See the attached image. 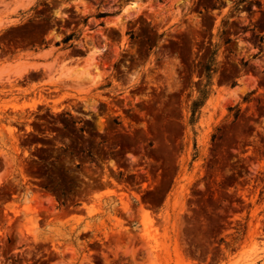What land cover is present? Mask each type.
I'll return each instance as SVG.
<instances>
[{
	"label": "rangeland",
	"instance_id": "obj_1",
	"mask_svg": "<svg viewBox=\"0 0 264 264\" xmlns=\"http://www.w3.org/2000/svg\"><path fill=\"white\" fill-rule=\"evenodd\" d=\"M0 264H264V0H0Z\"/></svg>",
	"mask_w": 264,
	"mask_h": 264
},
{
	"label": "trees",
	"instance_id": "obj_2",
	"mask_svg": "<svg viewBox=\"0 0 264 264\" xmlns=\"http://www.w3.org/2000/svg\"><path fill=\"white\" fill-rule=\"evenodd\" d=\"M207 72H209V68L206 69ZM208 75V74H207ZM209 79V76L207 77ZM209 84L207 83L206 84V87L208 86ZM207 94H208V90L207 89H202L199 91V98L195 101L192 102V105H191V122L194 121L193 117H194V114L196 113V111L203 105L204 101L206 100L207 98Z\"/></svg>",
	"mask_w": 264,
	"mask_h": 264
},
{
	"label": "crops",
	"instance_id": "obj_3",
	"mask_svg": "<svg viewBox=\"0 0 264 264\" xmlns=\"http://www.w3.org/2000/svg\"><path fill=\"white\" fill-rule=\"evenodd\" d=\"M35 55H39V56H47L48 54H49V50L48 49H43V50H40L39 51V53H34ZM35 57L36 56H33V57H31L30 58V60L28 61V64H30V65H33V64H40L39 62H37L36 60H35ZM47 63V62H46ZM41 64H43V63H41ZM35 69V67H29L28 69H24V70H26V71H29V70H34ZM42 70V69H41ZM40 85H42V84H40Z\"/></svg>",
	"mask_w": 264,
	"mask_h": 264
},
{
	"label": "bare ground",
	"instance_id": "obj_4",
	"mask_svg": "<svg viewBox=\"0 0 264 264\" xmlns=\"http://www.w3.org/2000/svg\"><path fill=\"white\" fill-rule=\"evenodd\" d=\"M17 75H18V77H21V73H17ZM34 101V100H33ZM37 102H33V104H24L22 107H20V108H23V107H25V106H27V107H29V108H32V107H34L35 106V104H36ZM19 109V108H18ZM109 193L108 192H99V193H97V194H95V196L96 197H98V198H101V197H103V196H106V195H108ZM25 228V227H24Z\"/></svg>",
	"mask_w": 264,
	"mask_h": 264
},
{
	"label": "water",
	"instance_id": "obj_5",
	"mask_svg": "<svg viewBox=\"0 0 264 264\" xmlns=\"http://www.w3.org/2000/svg\"><path fill=\"white\" fill-rule=\"evenodd\" d=\"M128 10H129V9H128ZM128 10H126V12H127Z\"/></svg>",
	"mask_w": 264,
	"mask_h": 264
}]
</instances>
